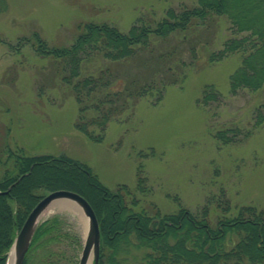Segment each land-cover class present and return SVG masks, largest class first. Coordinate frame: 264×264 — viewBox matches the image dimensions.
Listing matches in <instances>:
<instances>
[{
  "label": "rangeland",
  "instance_id": "1",
  "mask_svg": "<svg viewBox=\"0 0 264 264\" xmlns=\"http://www.w3.org/2000/svg\"><path fill=\"white\" fill-rule=\"evenodd\" d=\"M196 4L198 0H0V148L73 157L91 166L111 189L122 183L136 188L141 171L148 189L136 193L138 210L155 204L162 213L182 207L198 211L220 196L229 199L232 213L248 204L264 210V88L232 95L230 76L241 53L211 60L231 33L225 15H214L209 26L198 28L200 39L192 34V54L182 51L179 66L167 59L177 68L171 76L179 81L167 82L161 94L137 99L121 118L109 121L101 140L77 129L79 104L62 79L58 60L37 54L31 43L18 42L38 32L51 46H67L90 21L128 31L139 18L156 24L168 9ZM175 37L154 40L153 52L162 44L182 48ZM157 55L146 58L150 52L140 50L136 56L146 58L141 69L153 68ZM104 62L95 57L85 71L96 72ZM209 85L222 100L200 105L198 98ZM227 127L229 135L237 132L234 142L217 137ZM3 170L0 165V174ZM209 206L214 215L217 205ZM55 215L61 222L48 245L56 253L52 258L77 264L85 238L82 222L70 210H55L41 221Z\"/></svg>",
  "mask_w": 264,
  "mask_h": 264
},
{
  "label": "trees",
  "instance_id": "2",
  "mask_svg": "<svg viewBox=\"0 0 264 264\" xmlns=\"http://www.w3.org/2000/svg\"><path fill=\"white\" fill-rule=\"evenodd\" d=\"M214 15L228 18L231 33L211 60L233 52L242 56L230 76L231 94L264 88V0H198L191 7L168 9L156 24L139 18L128 31L90 21L67 46H51L38 32L21 36L18 42L20 46L31 43L37 54L58 60L62 79L72 87L79 104L77 129L101 140L109 121L121 118L137 99L154 91L161 94L167 82L179 81L178 76H171L177 68L167 59L178 64L184 61L179 56L182 51L192 54V43L196 44L192 34L200 39L198 28L209 26ZM176 35L182 48L173 45L167 49L162 44L153 52L154 40H175ZM142 49L151 54L146 58L158 54L153 68L141 69L146 58L136 55ZM99 56L106 61L103 66L86 72L87 64ZM132 61L135 66H124ZM221 100L220 92L209 85L198 103L210 106ZM229 130L217 132V137L234 142L237 132L229 135ZM0 165L4 166L0 174V264H6L30 211L47 192L56 189L76 191L93 207L101 231L98 264H264V210L255 205H243L232 213L229 199L220 196L198 211L182 207L162 213L155 204L150 210H138L134 206L141 200L136 193L148 189L141 171L136 188L122 183L111 189L85 162L67 155H31L9 145L0 148ZM212 202L218 209L214 215L209 206ZM60 222L55 215L39 224L23 264H74L71 259L61 262L60 257L52 258L56 253L48 247ZM40 249L44 253L39 255ZM138 251L143 254L139 256Z\"/></svg>",
  "mask_w": 264,
  "mask_h": 264
},
{
  "label": "water",
  "instance_id": "3",
  "mask_svg": "<svg viewBox=\"0 0 264 264\" xmlns=\"http://www.w3.org/2000/svg\"><path fill=\"white\" fill-rule=\"evenodd\" d=\"M7 192V191H6ZM57 199H67L82 206L89 217L88 230L85 234L81 253L77 264H88L90 256L93 255V264H98L101 246V231L97 215L89 201L80 193L68 189H56L45 194L28 214L22 227L18 231L14 243L7 257L13 253V264H23L25 255L30 247L31 241L38 225L41 215L48 205Z\"/></svg>",
  "mask_w": 264,
  "mask_h": 264
},
{
  "label": "bare ground",
  "instance_id": "4",
  "mask_svg": "<svg viewBox=\"0 0 264 264\" xmlns=\"http://www.w3.org/2000/svg\"><path fill=\"white\" fill-rule=\"evenodd\" d=\"M55 210H70V211L77 213V215L80 218V221L82 222V230H83L82 232L84 235L86 234V232L88 230L89 217L86 214V212L84 211L82 206L78 205L77 203H75L73 201L67 200V199H57L48 205V207L42 213L40 219L43 216L50 214ZM13 262H14V255L12 253L9 257L8 264H13ZM88 264H93V255L90 256Z\"/></svg>",
  "mask_w": 264,
  "mask_h": 264
}]
</instances>
